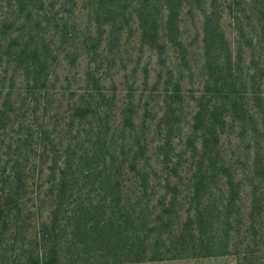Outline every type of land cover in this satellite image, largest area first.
I'll use <instances>...</instances> for the list:
<instances>
[{
	"label": "trees",
	"instance_id": "16d2710c",
	"mask_svg": "<svg viewBox=\"0 0 264 264\" xmlns=\"http://www.w3.org/2000/svg\"><path fill=\"white\" fill-rule=\"evenodd\" d=\"M185 244L264 264V0H0V264Z\"/></svg>",
	"mask_w": 264,
	"mask_h": 264
},
{
	"label": "rangeland",
	"instance_id": "374dc122",
	"mask_svg": "<svg viewBox=\"0 0 264 264\" xmlns=\"http://www.w3.org/2000/svg\"><path fill=\"white\" fill-rule=\"evenodd\" d=\"M189 21L190 20H187V22H186V17H185V25H184L185 27L183 29V34L185 37H186V32L188 34H190V32L193 30V27L189 25ZM192 37H193V34H191V38ZM169 51H170V49H168L166 55L168 56L169 60H172L173 58H171L170 56H173V55H171L172 53L171 52L169 53ZM153 52L154 51H152V49L143 48V50L140 54V56H141L140 67L144 66L146 63H149V66L152 69V71H150V75H149V81L150 82L157 80L156 73L159 70L158 64H153L152 61L150 60V57L154 59ZM132 53H134V52H132ZM131 59L134 60L135 58L132 56L126 60V63H128V66L131 64ZM179 69L182 72L181 76L183 77L182 78V80H183L182 86H186V70L183 68H179ZM128 75H130V74H128ZM136 78H137V82H141L145 77L141 72H138V75L136 76ZM164 82H165V80H162L161 86L164 85ZM188 251L191 252V250H189V249L186 250V244H185L183 248L179 249V252H181L179 254H181V255L185 254L186 255V252H188ZM213 256H221L222 260L224 261V264H236V256L235 255L226 254V255H213Z\"/></svg>",
	"mask_w": 264,
	"mask_h": 264
},
{
	"label": "crops",
	"instance_id": "0c3cea01",
	"mask_svg": "<svg viewBox=\"0 0 264 264\" xmlns=\"http://www.w3.org/2000/svg\"><path fill=\"white\" fill-rule=\"evenodd\" d=\"M98 264H224L221 256H179L176 258L144 259L140 261L98 263Z\"/></svg>",
	"mask_w": 264,
	"mask_h": 264
}]
</instances>
